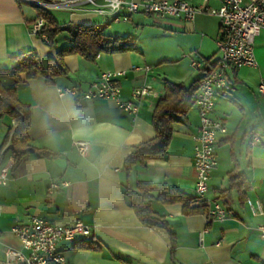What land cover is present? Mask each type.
Listing matches in <instances>:
<instances>
[{"label": "crops", "instance_id": "1", "mask_svg": "<svg viewBox=\"0 0 264 264\" xmlns=\"http://www.w3.org/2000/svg\"><path fill=\"white\" fill-rule=\"evenodd\" d=\"M185 1L202 4V0ZM218 6L219 0L207 2V7ZM55 10L67 15L58 21L47 10L62 27L94 25L99 17L86 11ZM37 18V9L26 2L0 0V92L14 90L17 101L29 108V142L48 153L14 164L10 144L16 124L9 115L0 117V170L11 164L7 184H0V264H5L6 249L27 254L11 228L29 224L33 218L59 226L80 221L91 228L89 235L77 236L73 242H58L56 249L67 264H264V238L257 230L264 217L252 216L248 206V202L258 201L264 208V95L258 92L264 82V30L253 44L256 67L229 68V91L214 97L210 117L222 122L227 136L218 137L216 167L206 193L196 199L193 151L199 117L195 106L186 125L174 126L163 159L135 160L127 167L125 161L134 147L154 137L152 112L163 97L165 81L188 86L201 79L218 59V19L199 14L192 22L153 20L190 42L177 46L175 57L165 58L176 63L189 61L190 71L176 76L175 81L156 78L155 71L162 66L153 68L137 50L133 29L141 26L144 15L136 14L121 33L102 26L109 36L134 38L136 50L100 54L94 61L69 55L62 60L65 74L52 83L37 77L15 85L8 74L15 64L13 57L33 52L47 66L48 59L56 60V50L68 44L66 34L59 35L52 45L32 35L31 26ZM192 61L201 66L193 68ZM104 71L125 72L117 79L122 100H131L139 87H152V93L140 102L136 117L113 100L82 97ZM63 88H75L79 97L59 93ZM253 136L259 141L253 143ZM76 142L88 143L83 156ZM231 175L239 177L231 182ZM61 183L65 185L47 191L51 184ZM153 187L157 189H150ZM144 191L151 211L166 227L143 225L135 214L129 194ZM172 193L194 200L184 208L182 203L165 201ZM213 203H219L229 215L207 219V204Z\"/></svg>", "mask_w": 264, "mask_h": 264}, {"label": "built area", "instance_id": "2", "mask_svg": "<svg viewBox=\"0 0 264 264\" xmlns=\"http://www.w3.org/2000/svg\"><path fill=\"white\" fill-rule=\"evenodd\" d=\"M36 8L65 9L69 11H86L95 16L108 17L113 22L126 23L136 14H142L163 22L168 18H179L192 22L196 15L205 14L218 19L219 34L215 41L218 59L200 79L194 97V106L199 117L198 134L193 151V166L196 171L194 198H202L208 189V180L216 167V148L219 136H227V130L222 122L213 120L210 114L214 107V97L219 92L224 94L230 87L226 79L229 68L256 67L253 54L255 37L264 30V0H219L217 8L207 7L208 0H202L198 6L185 0H21ZM90 6V7H89ZM47 10V9H46ZM44 21L37 18L31 26V34L39 36L44 27ZM45 42V35L40 36ZM193 68H199L200 62L192 61ZM138 71L140 68H133ZM147 71L148 69H144ZM124 71H104L99 79L92 83L82 95L88 100L110 99L127 114L136 117L140 102L152 93L150 85L135 89L131 100H122L117 79L124 76ZM258 92L264 95V82L258 86ZM61 94H69L78 98L75 88L59 89ZM0 98L2 95L0 93ZM257 136L252 142H258ZM78 153L84 155L88 148L86 142L75 143ZM11 164L0 170V184H7V173ZM61 184H51L47 189L51 192ZM207 219H224L229 212L219 203L207 204ZM252 216L264 217V208L257 201L248 202ZM257 230L264 238V222ZM23 249L20 251L6 249L5 264H67L65 257L56 249L58 242H73L77 236L89 235L91 228L80 221L73 226L53 225L41 218H33L29 224H17L11 228Z\"/></svg>", "mask_w": 264, "mask_h": 264}, {"label": "trees", "instance_id": "3", "mask_svg": "<svg viewBox=\"0 0 264 264\" xmlns=\"http://www.w3.org/2000/svg\"><path fill=\"white\" fill-rule=\"evenodd\" d=\"M36 9L38 18L42 19L45 24L38 37L45 35L47 43L52 45L59 35L66 34L68 44L56 50V60L48 59L47 66H44L41 59L33 52L13 57L15 64L8 74L14 79L15 85H24L28 80L37 77L44 78L46 83H52L56 77L65 74L66 70L62 60L69 55H78L87 61H94L100 54L136 50L134 38L109 36L105 34L102 26L62 27L56 23L46 9ZM199 81L200 79L193 81L188 86L165 81L163 97L157 101L152 112L151 123L155 135L151 140L134 147L133 153L125 161L126 167L135 160L144 162L164 158L174 126L187 124V115L194 106V95ZM3 93L0 98V117L9 115L16 124L10 144L14 164L31 155L48 156L46 151L31 146L29 142L27 135L29 108L17 101L14 90H7ZM238 177V175H231L230 181L234 182ZM129 199L131 207L143 225L161 228L167 226L164 220L151 211L145 191L141 194H129ZM191 199L178 193H172L165 198V201L182 203L185 208L189 201L194 200V198ZM185 212L189 213L190 211L185 209Z\"/></svg>", "mask_w": 264, "mask_h": 264}, {"label": "rangeland", "instance_id": "4", "mask_svg": "<svg viewBox=\"0 0 264 264\" xmlns=\"http://www.w3.org/2000/svg\"><path fill=\"white\" fill-rule=\"evenodd\" d=\"M46 9L58 21H64L67 19V15L60 10ZM153 20V18L144 16L143 21H141V26L133 29V37L137 40V50L146 55L148 63H150V66L153 65V68L158 67V65L162 66L160 70L158 69L155 71L156 78L175 81L176 76H179L184 71H190L189 61L186 58L185 60L182 59V61L176 63L173 62V60L167 61L166 59L175 57L173 55L177 54V46L188 45L190 42H188L181 35L170 31L171 29L169 27L155 24ZM94 25L110 26L112 31L119 33L125 31V27L129 26L122 22L119 24H112L108 19L100 16L95 19Z\"/></svg>", "mask_w": 264, "mask_h": 264}]
</instances>
